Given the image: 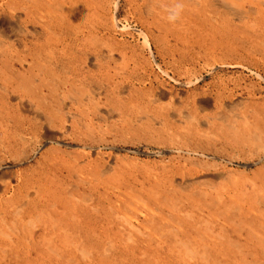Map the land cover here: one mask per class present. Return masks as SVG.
I'll return each instance as SVG.
<instances>
[{
	"label": "rangeland",
	"instance_id": "374dc122",
	"mask_svg": "<svg viewBox=\"0 0 264 264\" xmlns=\"http://www.w3.org/2000/svg\"><path fill=\"white\" fill-rule=\"evenodd\" d=\"M51 1H53L52 6H50L52 10L51 18H47L48 21L43 24L38 22L35 25L36 30L41 31V34L36 35L35 46L33 47L36 60H34L31 94L33 111H24L25 105L28 108L27 102L24 101V107L21 105V109V106H16L17 98L15 101L10 100L0 91V95L2 94L0 96V121H4V125L0 127V137L2 136L0 138V217L6 216L5 222H0V230L1 237L6 242L3 248H7V255L10 254L12 248L8 243L10 241L8 237L15 238L18 236L14 241H17L19 237L20 241L24 239L21 233L24 222V224L32 222L31 227L33 228L36 225H43L46 221L47 226L51 228L47 237V245L50 248L49 253L52 255V257L50 256L52 259L50 264H61L62 262V264H101V262L102 264L103 262L104 264H158L159 260L160 263L164 262L163 264H178L179 262L181 264H255V262H257L256 264H264V253H262L264 242L259 244L260 240H264V206H262L264 205V45L262 44L264 37H257V40H259L258 45L254 42V44L241 43L244 36L242 32L234 31L231 28H217L218 25L215 22H207L208 20L195 21L192 19L188 27H196L194 29L189 28V31L185 30L187 26L180 29L177 27V23L172 28L171 25H175V23L168 25L171 21L167 17L161 16L163 10L158 11L159 7H152L151 10L150 5H152L153 0H141L142 4L140 0H73L75 4L79 3L80 5L76 4L74 12L71 13L68 11L69 6H71L70 0ZM54 3L57 5L54 6ZM143 7L145 8L143 9ZM22 12L24 13L23 10ZM58 13H62L61 17ZM5 15L9 16L10 14L0 13V26L2 25L1 19ZM162 17L165 22L161 19ZM58 20L59 22H57ZM53 22L54 24H52ZM159 22L160 24H158ZM211 23H214V25ZM49 24H52L54 28ZM77 31H80V37L77 34L79 38L74 35ZM193 31H196L194 35ZM168 32L172 34H168ZM197 32L198 36L201 35L200 38L196 36ZM53 33L55 34L53 35ZM68 33H71L68 41H71V39L79 40L80 43H76L77 45L80 44V53L79 55L72 54L73 56L70 59L72 61L67 60L64 70L60 68L61 66L58 68L53 59L49 57L50 60H47V58L51 55L49 53L52 48L57 49L53 56L60 54L63 45L62 43H56L62 41L58 35L64 34V37H66ZM144 35H147L150 46L145 43ZM204 36L207 40H204ZM46 39H49V43ZM50 40L56 42L52 41L54 44H50ZM65 44L67 45V43ZM76 48L78 49L79 46ZM70 51L71 49H68L69 54ZM16 68L19 71L22 70L21 65H17ZM76 68H83L80 77L78 72L75 75L73 74ZM70 69H73V71H70ZM88 70L91 71L89 72L91 75H89ZM11 74L12 70L8 65L5 67L0 66V82L2 84L3 82L8 83L4 80L12 76L15 81L16 94H25L24 89L17 87L19 82L22 83V77ZM84 78H87V80H83ZM2 97H4V104ZM152 97L154 100H151ZM9 100L14 105H11V115L6 116L4 111ZM37 107L40 110L39 113H37ZM56 109L61 112L59 113ZM107 109L109 112H107ZM197 111L200 112V115ZM41 113L44 119L38 116ZM188 115L195 122L187 119ZM26 116L34 117L31 118L34 119V123L36 122L34 127L38 131L34 130L32 136L29 135L30 138L27 136L28 142L23 141L22 138L20 141H16L18 128H20L23 118ZM202 121L203 123H201ZM186 122L189 123L186 124ZM190 122L195 124L193 125ZM173 129L179 130L174 131ZM215 130H218V133ZM212 131L215 132L214 135ZM190 132L191 134H189ZM194 134L201 135L195 137ZM206 134L211 135V137ZM215 135H219L223 139L219 136L215 137ZM5 137L8 138V142L11 141L9 143L13 146L2 145V140ZM195 139L198 140V143ZM8 142L7 144H9ZM228 144L229 146H227ZM230 144L232 145L230 146ZM210 150L218 153H211ZM181 157H184V159ZM241 174L243 177H241ZM157 178L159 182L156 181ZM81 179L84 181H81ZM165 179L169 181V184ZM195 179L198 183L195 182ZM184 182L187 183L188 188H186ZM208 188L211 190L215 188L217 192L215 189L211 191ZM83 193L85 196H82ZM149 196L152 197L149 198ZM73 198L77 200L75 201ZM174 201L175 203H173ZM162 202L164 203L162 204ZM180 205L183 207H180ZM64 206L65 208H63ZM261 208L262 210H260ZM24 209L25 212L29 213L25 219L20 216ZM253 211H257L258 214ZM260 211L263 213H260ZM186 213L190 215V218ZM225 213L228 215L226 216ZM233 215H236L237 218ZM245 215L247 217H242ZM258 216H263V218ZM185 217L189 219H183ZM201 218H203V221ZM195 219H198V221ZM246 219L248 222L245 221ZM182 222L183 224H181ZM254 222L256 226H254ZM196 223H198L197 226ZM158 224H161L162 228ZM171 227L175 229H171ZM113 229H117V233L112 232L115 231ZM250 229L253 234H250ZM40 232L43 234L42 230ZM59 232L60 236H58ZM168 232L170 234H167ZM252 235L255 239H259L255 240ZM70 237L73 240L76 238L75 242L73 240L71 242ZM66 238L68 239L66 240ZM23 241L26 242L25 239ZM153 241H156V243ZM189 244L193 247H190ZM33 245L38 246L39 244L34 243ZM57 246L61 250L57 249ZM129 246L131 247L129 248ZM85 247L86 249H84ZM107 250H111L112 253ZM195 252L196 254H194ZM208 254L212 256L210 257ZM247 254H250V257ZM56 256L57 260L55 259ZM234 256L237 257L234 258ZM200 260L203 262H200ZM34 264H39V262H34Z\"/></svg>",
	"mask_w": 264,
	"mask_h": 264
},
{
	"label": "bare ground",
	"instance_id": "6f19581e",
	"mask_svg": "<svg viewBox=\"0 0 264 264\" xmlns=\"http://www.w3.org/2000/svg\"><path fill=\"white\" fill-rule=\"evenodd\" d=\"M56 1V0H55ZM139 1V0H138ZM149 1V0H148ZM151 1V0H150ZM66 3H67V1H65ZM69 3L71 4V6H69V9H68V11H69V13H71L73 10H74V7L76 6V4H78V6L80 5L79 3H74V1L73 0H70L69 1ZM140 3H141V0H140ZM52 4H53V1H51V0H0V13H8V14H10L9 16L8 15H5L4 16V18L3 19H1V23H2V25L0 26V66H2V67H5L6 65H8L9 67H10V69L12 70V74L11 75H14V76H16V77H19V76H21L22 77V83H18V85H17V87L19 88V89H24V92H25V94H16V88L14 87L15 86V81L13 80V77L12 76H10L9 78H6L4 81H8V83H4L3 82V84L0 82V91H2L3 92V94L5 95V97H7L8 99H10V100H16V98H17V104H16V106H21V105H23V107H24V101L25 102H27L28 103V108H27V106L25 105V107H24V111H27V112H31V111H33L32 110V108H33V102H32V100H31V94H32V79H33V76H34V64H35V55H34V53H33V47L35 46V40H36V35H40L41 34V31L39 32V31H37L36 30V27H35V25L38 23V22H40V23H45V22H47L48 20H47V18L49 19V18H51V14H52V10H51V8H50V6H52ZM55 4V3H54ZM60 4V3H59ZM142 4V3H141ZM140 4V5H141ZM151 4L152 5H150V7H151V10H152V7H154V8H157V7H159V10L158 11H160V10H163V13H161V16H163V17H167L168 18V20L169 21H171V23L170 24H168V25H171V24H174L175 23V25H171V27L172 26H176V23H177V27H179L180 29H184V27L186 28V26H187V29H185V30H188L189 31V28H191V27H188L189 26V23H190V21L193 19V20H201V21H207V22H210V21H213V22H215V24L216 25H218V26H216L217 28H221V29H225V28H231L232 30H234V31H237V32H242L243 34H244V36H243V39L241 40V43H245V44H252L253 42L256 44L257 43V45H258V41L259 40H257V37H264V0H153L152 2H151ZM57 4H55L54 6H56ZM63 5V4H62ZM62 5H61V7H62ZM147 6V5H146ZM149 6V5H148ZM86 7V6H85ZM118 7V6H117ZM140 7V6H139ZM81 8V7H80ZM79 8V9H80ZM145 7H143V9H144ZM153 8V9H154ZM57 9V8H56ZM86 9V8H85ZM22 10L24 11V13L22 12ZM58 10V9H57ZM61 10V9H60ZM64 10V9H63ZM81 10V9H80ZM145 10H147V9H145ZM78 11V10H77ZM144 11V10H143ZM56 12V11H55ZM66 12V11H65ZM74 12V11H73ZM80 12V11H79ZM156 12V11H155ZM68 13V12H67ZM144 13V12H143ZM55 14V13H54ZM59 14V13H58ZM62 14V13H61ZM61 14H59L60 15V17H61ZM75 14V13H74ZM78 14V13H77ZM86 14V13H85ZM65 15V14H64ZM68 15V14H67ZM76 15V14H75ZM79 15H80V13H79ZM78 15V18L80 17ZM144 15V14H143ZM131 16V15H130ZM149 16V15H148ZM147 16V17H148ZM158 16V15H157ZM160 16V17H161ZM63 17V16H62ZM82 17V16H81ZM146 17V18H147ZM151 17V16H150ZM163 17L161 18L162 20H163ZM53 19H54V17H52ZM57 18V17H56ZM59 18V17H58ZM149 18V17H148ZM60 19V18H59ZM62 19V18H61ZM65 19V18H64ZM63 19V20H64ZM86 19V18H85ZM66 20V19H65ZM78 20V19H77ZM152 20V19H151ZM51 21V20H50ZM49 21V22H50ZM75 21V20H74ZM85 21V20H84ZM156 21V20H155ZM155 21H154V23H155ZM164 22H165V19L163 20ZM52 22V21H51ZM55 22V21H54ZM54 22L52 23V24H54ZM57 22H59V20L57 21ZM73 22V21H72ZM76 22V21H75ZM80 22H81V19H80ZM156 22H158V21H156ZM162 22V21H161ZM174 22V23H173ZM200 22V21H199ZM199 22H196V23H199ZM56 23V22H55ZM70 23V22H69ZM79 23V22H78ZM168 23V22H167ZM52 24H49V26H52ZM58 24H60V23H58ZM71 24V23H70ZM69 24V25H70ZM76 24V23H75ZM152 24V23H151ZM156 25H157V23H155ZM158 24H160V22L158 23ZM193 24V23H192ZM211 24H213L214 25V23H211ZM229 24H230V27H229ZM56 25V24H55ZM197 25V24H196ZM201 25V24H200ZM199 25V26H200ZM79 26V25H78ZM162 26H163V24H162ZM209 26H210V24H209ZM45 27V26H44ZM44 27H43V30H44ZM53 28H54V26H52ZM57 27V26H56ZM157 27V26H156ZM169 27V26H168ZM196 26H193V28H191V29H194ZM203 27V26H202ZM206 27V26H205ZM211 27H212V25H211ZM51 28V27H50ZM52 28V29H53ZM150 28H151V26H150ZM161 28V27H160ZM170 28V27H169ZM173 28V27H172ZM171 28V29H172ZM198 28V27H197ZM201 28V27H200ZM51 29V30H52ZM99 29V28H98ZM170 29V30H171ZM176 29V28H175ZM203 29V28H202ZM42 30V29H41ZM48 30V29H47ZM54 30V29H53ZM73 30V29H72ZM80 30V29H79ZM82 30V29H81ZM151 30V29H150ZM174 30V29H173ZM196 30V29H195ZM216 30V29H215ZM220 30V29H219ZM49 31V30H48ZM57 31V30H56ZM56 31H53V32H56ZM88 31V30H87ZM97 31V30H96ZM100 31V30H99ZM165 31V30H164ZM182 32H184L183 30H181ZM201 31H203V30H201ZM207 31V30H206ZM211 31H213V30H211ZM218 31V30H217ZM61 32V31H60ZM60 32H58L59 34H60ZM75 32V31H74ZM105 32V31H104ZM194 33H193V35L195 34V32L196 31H193ZM200 32V31H199ZM208 32H210V31H208ZM51 33V32H50ZM172 33H173V31H172ZM172 33H170V32H168V34H172ZM185 33H187V32H185ZM189 33V32H188ZM190 33H192V32H190ZM211 33V32H210ZM210 33H208V34H210ZM214 33V32H213ZM218 33V32H217ZM223 33V32H222ZM55 33H53V35H54ZM70 34L71 33H68L67 34V36L66 37H64L65 35L64 34H61V35H58L59 36V39L61 38L62 39V41L60 40V41H54V40H50V44L51 43H53L52 41H54V43L56 42L57 44H59V43H62V45H63V49H62V51H60V54L58 53L57 55H55V56H53L55 53H56V50L57 49H54V48H52L51 49V52L49 53V54H51L50 56H48V58H47V60L49 59V57L51 58V59H53L55 62H56V66L59 68L60 66V68L61 69H64L65 70V67H66V65H65V63L67 64V60H70L71 58H72V54H74V55H79V53H80V44H78L77 45V43L76 42H78V43H80L79 42V40L78 39H71V41H68V37L70 36ZM77 34H79L78 36L80 37V31H77L74 35L76 36V38H79L78 36H77ZM145 34V33H144ZM202 34H204V33H202ZM219 34V33H218ZM44 35H46V34H44ZM211 35V34H210ZM239 35V34H238ZM47 36H48V34H47ZM49 36H51V35H49ZM92 36V35H91ZM147 35H144V39H145V43L148 45V46H150V44H149V42H148V39H147V37H146ZM167 36V35H166ZM184 36H186V35H184ZM190 36V35H189ZM196 36H198V32H197V35ZM209 36V35H208ZM208 36H206V37H208ZM98 37V36H97ZM180 37V36H179ZM183 37V36H182ZM195 37V36H194ZM194 37H192L193 38V41H195L194 40ZM199 38L201 37V35L199 34V36H198ZM203 37V36H202ZM43 38V37H42ZM45 38H47V37H45ZM64 38V39H63ZM71 38V37H70ZM166 38V37H165ZM184 38V37H183ZM199 38H197V39H199ZM209 38V37H208ZM50 39V38H49ZM48 39V40H49ZM90 39V38H89ZM92 39V38H91ZM182 39V38H181ZM190 39H191V37H190ZM196 39V40H197ZM262 39V38H261ZM42 40V39H41ZM44 40V39H43ZM47 40V39H46ZM47 40V43H49V41ZM96 40V39H95ZM152 40V39H151ZM167 40V39H166ZM204 40H207V39H205V36H204ZM263 40V39H262ZM192 41V40H191ZM199 41V40H198ZM222 41V40H221ZM197 42V41H196ZM200 42V41H199ZM261 42V41H260ZM53 43V44H54ZM65 43H67V45L65 44ZM190 43V42H189ZM192 43V42H191ZM253 43V44H254ZM49 44V46H51ZM98 44V43H97ZM193 44V43H192ZM261 44V43H260ZM262 44L264 45V40H263V42H262ZM261 44V45H262ZM56 45V44H55ZM77 46H79V48L77 49L76 47ZM76 48V49H75ZM45 49V48H44ZM68 49H71V51H70V54L68 53ZM73 50H75L74 52H72ZM36 51V50H35ZM48 51V50H47ZM151 51V50H150ZM88 53H89V51H88ZM112 53V52H111ZM102 55H104L103 53H102ZM114 56V55H113ZM92 57V56H91ZM99 57V56H98ZM97 57V58H98ZM102 57V56H101ZM104 57V56H103ZM102 57V58H103ZM109 57V56H108ZM112 57V56H111ZM100 58V57H99ZM105 58V57H104ZM106 59V58H105ZM112 59V58H111ZM114 59V58H113ZM35 60V61H34ZM50 60V59H49ZM249 60V59H248ZM72 60H70V62H71ZM91 61V60H90ZM94 61V60H93ZM92 61V62H93ZM95 62H96V60H95ZM88 63H89V61H88ZM46 64V63H45ZM87 64V63H86ZM92 64V63H91ZM218 64V63H217ZM17 65H21V69L22 70H17V68H16V66ZM94 65V64H93ZM36 66V65H35ZM80 66V65H79ZM94 66H96V65H94ZM210 66V65H209ZM221 66V65H220ZM82 67V66H81ZM27 68V69H26ZM49 68V67H48ZM55 68V67H54ZM84 68V67H83ZM83 68H76V70L73 72V74L75 75V73H77L78 72V74H79V77H80V72L82 71V69ZM36 69V68H35ZM50 69V68H49ZM216 70V69H215ZM70 71H73V69L71 70L70 69ZM104 71H105V69H104ZM89 72H91L90 70H88V73ZM114 72H118V71H114ZM113 72V73H114ZM120 72V71H119ZM94 73V72H93ZM121 73V72H120ZM39 74V73H38ZM71 74H72V72H71ZM95 74V73H94ZM10 75V74H9ZM8 75V76H9ZM89 75H91L90 73H89ZM7 76V77H8ZM41 76V75H40ZM119 76V75H118ZM71 77V76H70ZM121 77V76H120ZM72 78V77H71ZM101 78V77H100ZM88 79H91V78H88ZM83 80H87V78H84ZM197 80V79H196ZM90 81V80H89ZM36 82V81H35ZM86 82V81H85ZM100 82V81H99ZM54 83V82H53ZM193 83V82H192ZM84 84H87V83H84ZM90 84V83H89ZM187 84V83H186ZM123 85V84H122ZM57 87V86H56ZM120 87V86H119ZM93 88H95V87H93ZM117 88V87H116ZM19 89H18V91H19ZM76 90V89H75ZM96 90V89H95ZM131 90V89H130ZM161 90V89H160ZM89 91V90H88ZM126 92H127V90H125ZM124 91V92H125ZM73 92V91H72ZM124 92H121V93H124ZM126 92H125V95H126ZM94 93V92H93ZM112 93V92H111ZM120 93V94H121ZM116 94V93H115ZM2 95V94H1ZM0 95V96H1ZM93 95H96V94H93ZM118 95V94H117ZM108 96V95H107ZM58 97V96H57ZM116 97V96H115ZM133 97V96H132ZM153 98V97H152ZM2 99H3V104H4V97H2ZM10 100H9V102L7 103V106H6V110L4 111V113H5V115L6 116H8L10 113H11V108H12V106L11 105H14V104H11V102H10ZM45 100V99H44ZM86 100V99H85ZM94 100V99H93ZM96 100V99H95ZM151 100H154V98L153 99H151ZM158 100V99H157ZM65 101V100H64ZM89 101V100H88ZM6 102H7V99H6ZM51 102V101H50ZM86 102V101H85ZM132 102V101H131ZM142 102V101H141ZM158 103V102H157ZM240 103V102H239ZM2 104V105H3ZM6 104V103H5ZM130 104H132V103H130ZM134 104V103H133ZM139 104V103H138ZM153 104V103H152ZM159 104V103H158ZM161 104V103H160ZM224 104V103H223ZM1 105V104H0ZM61 105H62V103H61ZM144 105V104H143ZM135 106V105H134ZM160 106V105H159ZM162 106H164V105H162ZM169 106V105H168ZM14 107V106H13ZM139 107V106H138ZM164 108V107H163ZM172 108V107H171ZM185 108V107H184ZM223 108V107H222ZM21 109H22V106H21ZM37 109H38V107H37ZM112 109V108H111ZM218 109V108H217ZM56 110H58V112H59V109H56ZM157 110V109H156ZM173 110V109H172ZM175 110V109H174ZM173 110V111H174ZM186 110V109H185ZM197 110H198V108H197ZM220 110V109H219ZM18 112H19V110H17ZM20 111H22V110H20ZM36 111V110H35ZM165 111H167V110H165ZM180 112H181V110H179ZM178 111V112H179ZM186 111H188V110H186ZM195 111V110H194ZM239 111V110H238ZM16 112V111H15ZM40 112V110L38 109V112L37 113H39ZM61 112V111H60ZM59 112V113H60ZM107 112H109L108 111V109H107ZM158 112V111H157ZM190 112V111H189ZM197 112H199V111H197ZM188 113V112H187ZM203 113V112H202ZM240 113V112H239ZM3 114V113H2ZM33 114H34V112H33ZM32 114V115H33ZM170 114H172V113H170ZM174 114V113H173ZM192 114H193V112H192ZM191 114V115H192ZM195 114V113H194ZM216 114V113H215ZM11 115V114H10ZM26 115V114H25ZM36 115V114H35ZM38 115V114H37ZM44 115H45V113H44ZM71 115V114H70ZM179 115V114H178ZM196 115V114H195ZM199 115H200V112H199ZM217 115V114H216ZM216 115H215V117H216ZM221 115H222V112H221ZM3 116V115H2ZM38 116H40V117H42L43 115H42V113L40 114V115H38ZM77 116V115H76ZM98 116V115H97ZM159 116V115H158ZM168 116V115H167ZM185 116V115H184ZM189 116V115H188ZM214 116V115H213ZM223 116V115H222ZM21 117H22V115H21ZM31 117H33V116H26L25 118H23V122H22V125L20 126V128H18V131H17V139H16V141H20V139L22 138V140L23 141H26V142H28L29 141V139H28V137L27 136H29V135H31L32 133H33V131L34 130H37L34 126H35V123H34V119H32ZM44 117V116H43ZM42 117V118H43ZM67 117V116H66ZM68 117H71V116H68ZM73 117V116H72ZM75 117V116H74ZM145 117V116H144ZM150 117V116H149ZM160 117V116H159ZM166 117V116H165ZM204 117V116H203ZM202 117V119H204ZM34 118V117H33ZM49 118V117H48ZM101 118V117H100ZM151 118V117H150ZM176 119H177V117H175ZM182 118H183V116H182ZM195 118V117H194ZM198 118V117H197ZM201 118V117H200ZM252 118V117H251ZM44 119V118H43ZM137 119H139L138 117H137ZM142 119V118H141ZM145 119V118H144ZM187 119H189V120H193L194 122H195V120L192 118L191 119V117L189 116V117H187ZM210 119V118H209ZM48 120V119H47ZM52 120V119H51ZM68 120V119H67ZM165 120H167V119H165ZM170 120V119H169ZM168 120V121H169ZM186 120V119H185ZM188 120V121H189ZM197 120V119H196ZM221 120V119H220ZM162 121V120H161ZM177 121V120H176ZM226 121V120H225ZM48 122V121H47ZM207 122V121H206ZM213 122V121H212ZM228 122H229V120H228ZM10 123V122H9ZM12 123V122H11ZM164 123V122H163ZM189 123V122H188ZM187 122H186V124H188ZM190 123H192V122H190ZM201 123H203V121L201 122ZM40 124H41V122H40ZM67 124V123H66ZM140 124V123H139ZM184 124V123H183ZM193 124V123H192ZM195 124V123H194ZM193 124V125H194ZM197 124H199V123H197ZM208 124V123H207ZM4 125V121H0V127H2ZM42 125V124H41ZM41 125H40V127H41ZM209 125V124H208ZM212 126H213V124H211ZM236 125V124H235ZM37 126V125H36ZM161 126V125H160ZM171 126H172V124H171ZM187 126V125H186ZM190 126V125H189ZM199 126V125H198ZM229 126V125H228ZM38 128H39V126H37ZM48 127V126H47ZM68 127V126H67ZM66 127V128H67ZM169 127V126H168ZM175 127V126H174ZM181 127V126H180ZM185 127V126H184ZM191 127H193L192 125H191ZM190 127V128H191ZM195 127V126H194ZM214 127V126H213ZM229 127H231V126H229ZM69 128V127H68ZM170 128V127H169ZM177 128V127H176ZM179 128V127H178ZM182 128V127H181ZM40 129V128H39ZM46 129V128H45ZM50 129V128H49ZM48 129V130H49ZM193 129V128H192ZM195 129V128H194ZM201 129V128H200ZM235 129H236V127H235ZM259 129V128H258ZM174 130V129H173ZM175 130H177V129H175ZM174 130V131H175ZM179 130V129H178ZM177 130V131H178ZM181 131H182V129H180ZM186 130V129H185ZM185 130H184V132H185ZM208 130H210V129H208ZM214 130V129H213ZM252 130V129H251ZM38 131V130H37ZM37 131H35V132H37ZM51 131V130H50ZM58 131V130H57ZM168 131V130H167ZM216 131V130H215ZM236 131V130H235ZM263 130L261 129V132H262ZM5 132H7V131H5ZM143 132V131H142ZM192 132V131H191ZM191 132L189 133V134H191ZM195 132V131H194ZM201 132V131H200ZM213 132V131H212ZM217 133H218V130L216 131ZM237 132H238V130H237ZM260 132V133H261ZM264 132V131H263ZM64 133H65V131H64ZM147 133V132H146ZM196 133H198V132H196ZM208 133V132H207ZM209 133H211V132H209ZM214 133L215 132H213V135H214ZM231 133H233V132H231ZM231 133H229V134H231ZM248 133H250V132H248ZM252 133V132H251ZM257 133V132H256ZM35 134V133H34ZM212 134V133H211ZM220 134V133H219ZM259 134V133H258ZM257 134V135H258ZM52 135H54V134H52ZM62 135V134H61ZM153 135V134H152ZM168 135V134H167ZM186 135V134H185ZM194 135H196V134H194ZM198 135H201V134H198ZM198 135H196L195 137H197ZM207 135V134H206ZM242 135V134H241ZM13 136V135H12ZM32 136V135H31ZM202 136H204L203 134H202ZM207 136H209V134L207 135ZM218 137L219 135H215V137ZM256 136V135H255ZM2 137V136H1ZM0 137V138H1ZM15 137V136H14ZM13 137V138H14ZM34 137V136H33ZM194 137V136H193ZM194 137V138H195ZM200 137V136H199ZM209 137H211V135L209 136ZM215 137H214V139H215ZM220 137V136H219ZM224 137V136H223ZM243 137V136H242ZM260 137V136H259ZM29 138H30V136H29ZM87 138V137H86ZM173 138V137H172ZM176 138V137H175ZM180 138V137H179ZM185 138V137H184ZM221 138V137H220ZM236 138V137H235ZM254 138H256V137H254ZM90 139H92V138H90ZM177 139V138H176ZM197 139H199V138H197ZM206 140H207V138H205ZM204 139V140H205ZM218 139V138H217ZM216 139V140H217ZM221 139H223V138H221ZM233 139V138H232ZM257 139V138H256ZM261 139V138H260ZM21 140V141H22ZM80 140V139H79ZM89 140V139H88ZM94 140V139H93ZM164 140V139H163ZM171 140V139H170ZM183 140V139H182ZM205 140V142H207ZM228 140V139H227ZM226 140V141H227ZM263 140H264V138H263ZM31 141V140H30ZM82 141V140H81ZM175 141V140H174ZM173 141V142H174ZM184 141V140H183ZM190 141V140H189ZM195 141H197V143H198V140H196L195 139ZM195 141H194V145H195ZM211 141V140H210ZM222 141V140H221ZM224 141V140H223ZM256 141H258V140H256ZM259 141H261V140H259ZM7 142H8V138L7 137H5L3 140H2V145H8V147H10V143L9 142H11V141H9L8 143L9 144H7ZM57 142V141H56ZM84 142V141H83ZM166 142H167V140H166ZM180 142V141H179ZM200 142V141H199ZM215 142V141H214ZM219 142H220V140H219ZM228 143H230L229 141H227ZM29 143H31V142H29ZM61 143V142H60ZM168 143V142H167ZM178 143V142H177ZM184 143H185V141H184ZM183 143V144H184ZM193 143V142H192ZM204 143V142H203ZM208 143H211V142H208ZM57 144V143H56ZM173 144V143H172ZM190 144V143H189ZM32 145V144H31ZM64 145V144H63ZM67 145H69V144H67ZM89 146H90V144H88ZM87 145V146H88ZM99 145V144H98ZM191 145V144H190ZM211 145V144H210ZM221 145V144H220ZM224 145H226V143H224ZM232 144H230V146H231ZM11 146H13V145H11ZM87 146H85L86 148H87ZM179 146H180V144H179ZM184 146H186V145H184ZM188 146V145H187ZM192 146H193V144H192ZM191 146V147H192ZM198 146V145H197ZM214 146V145H213ZM227 146H229V144L227 145ZM234 146V145H233ZM232 146V147H233ZM4 147V146H3ZM84 147V146H83ZM91 147V146H90ZM177 147V146H176ZM181 147V146H180ZM190 147V148H191ZM208 147V146H207ZM220 147V146H219ZM226 147V146H225ZM14 148V147H13ZM25 148V147H24ZM60 148V147H59ZM89 148V147H88ZM196 148V147H195ZM7 149H9V148H7ZM81 149V148H80ZM90 149V148H89ZM93 149V148H92ZM172 150H173V148H171ZM180 149V148H179ZM216 149V148H215ZM218 149V148H217ZM231 149V148H230ZM14 150V149H13ZM18 150V149H17ZM66 150V149H65ZM196 150H197V148H196ZM212 150V149H211ZM211 150H210V152H211ZM241 150V149H240ZM9 152H11L10 150H8ZM83 151H85V150H83ZM20 152V151H19ZM89 152V151H88ZM91 152H92V150H91ZM96 152V151H95ZM171 152V151H170ZM179 152V151H178ZM177 152V153H178ZM186 152V151H185ZM190 152H192V151H190ZM213 152H215L216 153V151H213ZM213 152H211V153H213ZM13 153V152H12ZM16 153V152H15ZM53 153V152H52ZM85 153V152H84ZM183 153V152H182ZM218 153V152H217ZM216 153V154H217ZM240 153V152H239ZM10 154V153H9ZM36 154V153H35ZM88 154V153H87ZM179 154H180V152H179ZM208 154H209V152H208ZM207 154V155H208ZM26 155V154H25ZM93 155V154H92ZM182 155V154H181ZM201 155V154H200ZM220 155V154H219ZM98 156V155H97ZM14 157V156H13ZM187 157V156H186ZM208 157V156H207ZM27 158V157H26ZM181 158H183L184 159V157H181ZM211 158V157H210ZM213 158V157H212ZM217 158V157H216ZM220 158V157H219ZM240 158V157H239ZM241 158H242V156H241ZM249 158V157H248ZM187 159V158H186ZM192 159V158H191ZM214 159H215V157H214ZM218 159V158H217ZM257 159V158H256ZM12 160V159H11ZM13 160H15V159H13ZM86 160V159H85ZM193 160V159H192ZM245 160V159H244ZM243 160V161H244ZM261 160V159H260ZM1 161V160H0ZM3 161V160H2ZM17 161H18V159H17ZM77 161V160H76ZM186 161H188V160H186ZM262 161V160H261ZM5 162V161H4ZM254 162V161H253ZM252 162V163H253ZM17 163V162H16ZM80 163V162H79ZM179 163V162H178ZM248 163V162H247ZM20 164V163H19ZM23 164V163H22ZM206 164H208V163H206ZM249 164V163H248ZM254 164V163H253ZM178 165V164H177ZM257 165V164H256ZM218 166V165H217ZM242 166V165H241ZM173 167V166H172ZM194 167V166H193ZM249 167V166H248ZM208 168V167H207ZM211 168V167H210ZM179 169V168H178ZM177 169V170H178ZM183 170H184V168H182ZM181 169V170H182ZM189 169V168H188ZM246 169V168H245ZM34 170V169H33ZM102 170V169H101ZM106 170V169H105ZM176 170V169H175ZM193 170V169H192ZM195 170V169H194ZM224 170V169H223ZM235 170V169H234ZM252 170V169H251ZM103 171V170H102ZM102 171H101V173H102ZM186 171H187V168H186ZM198 171H199V169H198ZM228 171V170H227ZM226 171V172H227ZM237 171V170H236ZM87 172V171H86ZM183 172V171H182ZM189 172V171H188ZM223 172V171H222ZM231 172V171H230ZM233 172V171H232ZM231 172V173H232ZM242 172V171H241ZM79 173H81V172H79ZM172 173V172H171ZM180 173V172H179ZM191 173H192V171H191ZM199 173V172H198ZM230 173V174H231ZM246 173V172H245ZM256 173V172H255ZM177 174V173H176ZM186 174V173H185ZM189 174H190V172H189ZM236 174H238V173H236ZM242 174H244V173H242ZM241 174V177H243V175ZM165 175H167V174H165ZM169 175H173V174H169ZM183 175V174H182ZM181 175V176H182ZM199 175V174H198ZM197 175V176H198ZM204 175V174H203ZM202 175V176H203ZM219 175V174H218ZM217 175V176H218ZM221 175H224V174H221ZM250 175V174H249ZM33 176V175H32ZM74 176V175H73ZM75 176H76V174H75ZM83 176V175H82ZM186 176V175H185ZM195 176V175H194ZM193 176V177H194ZM200 176V175H199ZM188 177V176H187ZM196 177V176H195ZM210 177V176H209ZM209 177H208V179H209ZM77 178H79V177H77ZM174 178V177H173ZM189 178V177H188ZM210 178H212V177H210ZM231 178V177H230ZM235 178V177H234ZM251 178H252V176H251ZM161 179V178H160ZM166 179H168L167 177H166ZM165 179V180H166ZM179 179H180V177H179ZM182 179V178H181ZM186 180H187V178H185ZM192 180H193V178H191ZM219 179V178H218ZM241 179H243V178H241ZM248 179H249V177H248ZM12 180V179H11ZM158 180V178L156 179V181ZM161 180H163V179H161ZM175 180V179H174ZM211 180V179H210ZM209 180V181H210ZM214 180V179H213ZM217 180V179H216ZM223 180H226V179H223ZM229 180V179H228ZM81 181H84L83 179H81ZM86 181V180H85ZM164 181V180H163ZM166 181H168V180H166ZM189 181H190V179H189ZM204 181V180H203ZM206 181V180H205ZM208 181V182H209ZM246 181V180H245ZM87 182V181H86ZM95 182H97V181H95ZM157 182H159V181H157ZM172 182H174V181H172ZM195 182H197L198 183V181L195 179ZM194 182V183H195ZM200 182H201V180H200ZM199 182V183H200ZM214 182V181H213ZM212 182V183H213ZM255 182V181H254ZM261 182V181H260ZM85 183V182H84ZM88 183V182H87ZM107 183V182H106ZM182 183V182H181ZM184 183H186V182H184ZM215 183V182H214ZM229 183V182H228ZM262 183V182H261ZM155 184V183H154ZM160 184H162V183H160ZM164 184V183H163ZM168 184H169V181H168ZM176 184V183H175ZM203 184V183H202ZM226 184V183H225ZM245 184V183H244ZM254 184V183H253ZM260 184V183H259ZM153 185V184H152ZM179 185H181L180 183H179ZM210 185H212V184H210ZM215 185V184H214ZM255 185V184H254ZM253 185V186H254ZM168 186V185H167ZM184 186V185H183ZM182 186V187H183ZM218 186V185H217ZM250 186V185H249ZM162 187H164V185H162ZM166 187V186H165ZM177 187H180V186H177ZM191 187H193L192 185H191ZM210 187V186H209ZM186 188H188V185H187V183H186ZM195 188V187H194ZM204 188V187H203ZM211 188H213V187H211ZM230 188H232V187H230ZM255 188H256V186H255ZM259 188V187H258ZM23 189V188H22ZM78 189V188H77ZM119 189V188H118ZM160 189V188H159ZM167 189V188H166ZM181 189V188H180ZM192 189V188H191ZM208 189H210V188H208ZM215 189V188H214ZM214 189H212L213 191H214ZM220 189H221V187H220ZM260 189V188H259ZM258 189V190H259ZM264 189V188H263ZM263 189H262V191H263ZM153 190V189H152ZM152 190H151V192H152ZM155 190V189H154ZM178 190H179V188H178ZM190 190V189H189ZM188 190V191H189ZM211 190V189H210ZM211 190V191H212ZM242 190V189H241ZM173 191H175L174 189H173ZM207 191V190H206ZM205 191V192H206ZM215 191H216V189H215ZM220 191V190H219ZM218 191V192H219ZM222 191H224V190H222ZM229 191V190H228ZM260 191V190H259ZM83 192V191H82ZM109 192V191H108ZM129 192V191H128ZM147 192V191H146ZM167 192V191H166ZM185 192V191H184ZM208 192V191H207ZM217 192V191H216ZM261 192V191H260ZM13 193V192H12ZM143 193V192H142ZM155 193V192H154ZM172 193V192H171ZM186 193H188V192H186ZM213 193V192H212ZM239 193H240V191H239ZM243 193V192H242ZM252 193V192H251ZM254 193H256V192H254ZM262 193V192H261ZM153 194V193H152ZM161 194V193H160ZM169 194V193H168ZM203 194V193H202ZM52 195H53V192H52ZM84 195V193L82 194V196ZM87 195V194H86ZM167 195V194H166ZM176 195V194H175ZM184 195H187V194H184ZM194 195V194H193ZM193 195H191L192 197H193ZM196 195V194H195ZM209 195V194H208ZM216 195V194H215ZM247 195V194H246ZM8 196V195H7ZM69 196V195H68ZM85 196V195H84ZM141 196V195H140ZM161 196V195H160ZM173 196V195H172ZM258 196V195H257ZM90 197V196H89ZM150 197H152V196H149V198ZM162 197V196H161ZM169 197V196H168ZM179 197V196H178ZM205 197V196H204ZM207 197V196H206ZM232 197V196H231ZM234 197V196H233ZM232 197V198H233ZM72 198V197H71ZM82 198V197H81ZM123 198V197H122ZM137 198V197H136ZM170 198V197H169ZM174 198V197H173ZM179 198H181V197H179ZM187 198V197H186ZM191 198V197H190ZM196 198V197H195ZM208 198V197H207ZM216 198H218V197H216ZM220 198V197H219ZM249 198H250V196H249ZM74 199V198H73ZM87 199H88V197H87ZM94 199V198H93ZM96 199V198H95ZM94 199V200H95ZM153 200H154V198H152ZM160 199V198H159ZM192 199V198H191ZM209 199V198H208ZM210 199H212V198H210ZM227 199H229V198H227ZM263 199V198H262ZM75 201L77 200V199H74ZM89 200V199H88ZM93 200V201H94ZM139 200V199H138ZM141 200H142V198H141ZM147 200H148V198H147ZM161 200V199H160ZM168 200V199H167ZM193 200V199H192ZM212 200H214V199H212ZM211 200V201H212ZM222 200V199H221ZM225 200V199H224ZM81 201V200H80ZM189 201V200H188ZM195 201V200H194ZM199 201V200H198ZM230 201V200H229ZM240 201V200H239ZM83 203H85L84 201H82ZM87 202V201H86ZM144 202V201H143ZM180 202V201H179ZM224 202V201H223ZM227 202H228V200H227ZM242 202V201H241ZM5 203V202H4ZM88 203V202H87ZM154 203V202H153ZM164 202H162V204H163ZM168 203V202H167ZM167 203H166V206H167ZM173 203H175V201L173 202ZM187 203V202H186ZM190 203H191V201H190ZM196 203V202H195ZM201 203V202H200ZM212 203V202H211ZM221 203V202H220ZM86 204V203H85ZM142 204V203H141ZM147 204V203H146ZM178 204V203H177ZM176 204V205H177ZM201 204H203V203H201ZM213 204V203H212ZM216 204V203H215ZM218 204V203H217ZM234 204V203H233ZM245 204H247V203H245ZM264 204V203H263ZM138 205V204H137ZM158 205V204H157ZM204 205V204H203ZM219 205V204H218ZM231 205V204H230ZM230 205H229V208H230ZM260 205H262V204H260ZM54 206H56V205H54ZM151 206V205H150ZM163 206V205H162ZM182 205H180V207H181ZM207 206V205H206ZM240 206V205H239ZM262 206H264V205H262ZM92 207V206H91ZM134 206L132 205V208H133ZM146 208H147V206H145ZM158 207V206H157ZM179 207V208H180ZM183 207V206H182ZM186 207V206H185ZM191 207V206H190ZM194 207V206H193ZM196 207V206H195ZM194 207V208H195ZM202 207V206H201ZM203 207H205V206H203ZM208 207V206H207ZM223 207V206H222ZM63 208H65V206L63 207ZM70 208V207H69ZM106 208V207H105ZM136 208V207H135ZM141 208V207H140ZM149 208V207H148ZM151 208V207H150ZM235 208V207H234ZM20 209H22V207H20ZM46 209V208H45ZM99 209V208H98ZM112 209V208H111ZM125 209V208H124ZM142 209V208H141ZM186 209V208H185ZM199 209V208H198ZM206 209V208H205ZM208 209H210V207H208ZM224 209V208H223ZM263 209H264V207H263ZM53 210H54V208H53ZM109 210V209H108ZM113 210V209H112ZM136 210V209H135ZM158 210V209H157ZM170 210V209H169ZM173 210V209H172ZM227 210V209H226ZM230 210H231V208H230ZM259 210V209H258ZM260 210H262V208L260 209ZM16 211H17V209H16ZM15 211V212H16ZM19 211V210H18ZM22 211V210H21ZM66 211V210H65ZM95 211V210H94ZM106 211H107V209H106ZM110 211V210H109ZM114 211V210H113ZM125 211H126V209H125ZM164 211V210H163ZM200 211V210H199ZM207 211V210H206ZM220 211V210H219ZM239 211L240 212H242V210H240L239 209ZM85 212V211H84ZM92 212V211H91ZM90 212V213H91ZM97 212V211H96ZM95 212V213H96ZM136 212H138V211H136ZM140 212V211H139ZM178 212V211H177ZM194 212V211H193ZM224 212V211H223ZM236 212H238V211H236ZM246 212V211H245ZM253 212H256L257 213V211H253ZM19 213H20V211H19ZM19 213H18V215H19ZM71 213V212H70ZM93 213V212H92ZM156 213H158V212H156ZM159 213H161L160 211H159ZM173 213H176V212H173ZM195 213V212H194ZM215 213V212H214ZM213 213V214H214ZM222 213V212H221ZM239 213V212H238ZM260 213H263V212H261L260 211ZM2 214V213H1ZM17 214V213H16ZM41 214H42V212H41ZM97 214V213H96ZM162 214V213H161ZM216 214V213H215ZM229 214H230V211H229ZM243 214V213H242ZM241 214V215H242ZM246 214V213H245ZM252 214V213H251ZM258 214V213H257ZM14 215V214H13ZM18 215H16V216H18ZM29 215V213H27V212H25V209L22 211V213H21V217L22 218H27V216ZM50 215V214H49ZM143 215H145V214H143ZM157 215H159V214H157ZM180 215H181V213H180ZM186 215H189V214H187L186 213ZM197 215H199L198 213H197ZM225 215H226V213H225ZM228 215V214H227ZM226 215V216H227ZM236 215H237V213H236ZM235 215V216H236ZM260 215V214H259ZM8 216V215H7ZM121 216H123V215H121ZM161 216V215H160ZM168 216V215H167ZM204 216V215H203ZM217 216H218V213H217ZM234 216V215H233ZM232 216V217H233ZM234 216V217H235ZM255 216V215H254ZM5 217L6 216H4L3 218L2 217H0V222L1 223H4L5 222ZM19 217V216H18ZM36 217V216H35ZM50 217V216H49ZM67 217V216H66ZM105 217V216H104ZM118 217V216H117ZM133 217V216H132ZM151 217V216H150ZM183 217H184V215H183ZM192 217V216H191ZM220 217V216H219ZM234 217H233V220H234ZM239 218H240V216H238ZM242 217H247L246 215L245 216H242ZM252 217H253V215H252ZM258 217H260V216H258ZM262 218H263V216H261ZM260 217V218H261ZM14 218V217H13ZM106 218V217H105ZM119 218V217H118ZM168 218H169V216H168ZM175 218V217H174ZM189 219L190 218V215H189V218L188 217H185V218H183V219ZM235 218H237V217H235ZM238 218V219H239ZM256 218V217H255ZM15 219H17V218H15ZM14 219V220H15ZM36 220H37V218H35ZM34 219V220H35ZM109 219H110V217H109ZM117 219V218H116ZM202 219V221H203V218H201ZM238 219H236V220H238ZM257 219V218H256ZM264 219V218H263ZM9 220V219H8ZM32 220H33V218H32ZM52 220V219H51ZM68 220V219H67ZM73 220V219H72ZM121 220V219H120ZM126 220V219H125ZM138 220V219H137ZM141 220V219H140ZM150 220V219H149ZM153 220V219H152ZM196 220V219H195ZM228 220V219H227ZM227 220H226V222H227ZM243 220V219H242ZM258 220H259V218H258ZM261 220V219H260ZM4 221V222H3ZM16 221V220H15ZM71 221V220H70ZM74 221V220H73ZM122 221V220H121ZM164 221V220H163ZM170 221H172V220H170ZM177 221V220H176ZM186 221H188V220H186ZM196 221H198V219L196 220ZM195 221V222H196ZM201 221V222H202ZM220 221H221V219H220ZM231 221H232V218H231ZM240 221V220H239ZM245 221H247V219L245 220ZM250 221H251V219H250ZM263 221V220H262ZM12 222V221H11ZM34 222V221H33ZM52 222H54V221H52ZM76 222V221H75ZM123 222V221H122ZM125 222V221H124ZM139 222V221H138ZM175 222V221H174ZM193 222V221H192ZM201 222H199L200 224H202ZM241 222V221H240ZM248 222V221H247ZM259 222V221H258ZM18 223V222H17ZM25 223V222H24ZM23 223V225H22V235H23V237H24V239H25V241L26 242H24L23 240L24 239H22L21 241H20V237H19V239L17 240V241H14L15 239H16V237L18 238V236H16L15 238H11V237H8L9 238V244H10V246H12V248L10 249V247H9V249H10V254H8L7 255V248L6 249H4L3 248V245L6 243L5 242V240L1 237V230H0V264H20V262L21 261H23L21 264H34V262H39V264H50V262L52 261V259L50 258V256L52 257V255H50V253H49V250H50V248L48 247V245H47V243H48V239H47V237H48V234H49V232L51 231V228L49 227V226H47V224H46V221H44V224L43 225H36V226H34L33 228L31 227L32 226V222H27L28 224H24ZM55 223V222H54ZM144 223V222H143ZM209 223V222H208ZM210 223H212V222H210ZM229 223V222H228ZM243 223V222H242ZM257 223V222H256ZM262 223V222H261ZM39 224H41V223H39ZM53 224V223H52ZM56 225H58L57 223H55ZM129 224V223H128ZM128 224H127V226H128ZM131 224V223H130ZM168 224V223H167ZM178 224V223H177ZM181 224H183V222L181 223ZM213 224H214V222H213ZM227 224V223H226ZM230 224V223H229ZM254 224H255V222H254ZM34 225V224H33ZM60 225V224H59ZM117 225H118V223H117ZM135 225V224H134ZM159 225V224H158ZM166 225V224H165ZM179 225V224H178ZM195 225V224H194ZM198 225V223H196V226ZM211 225V224H210ZM237 225V224H236ZM244 225V224H243ZM243 225H242V227H243ZM252 225V224H251ZM250 225V226H251ZM15 226H17L16 224H15ZM61 226H62V224H61ZM96 226V225H95ZM102 226H103V224H102ZM109 226V225H108ZM157 226V225H156ZM161 226V224L159 225V227ZM169 226V225H168ZM176 226V225H175ZM203 226V225H202ZM224 226V225H223ZM232 226V225H231ZM246 228H248L246 225H244ZM254 226H256V224L254 225ZM261 226H262V224H261ZM60 227V226H59ZM58 227V228H59ZM106 227V226H105ZM119 227V226H118ZM138 227V226H137ZM158 227V226H157ZM163 227H164V225H163ZM209 227V226H208ZM236 227V226H235ZM252 227V226H251ZM263 227V226H262ZM63 228V227H62ZM61 228V229H62ZM108 228V227H107ZM111 228V227H110ZM113 228V227H112ZM123 228V227H122ZM152 228V227H151ZM161 228H162V226H161ZM166 228H169V227H166ZM175 229L174 227H171V229ZM196 228V227H195ZM240 228V227H239ZM8 229V228H7ZM14 229H15V227H14ZM67 229V228H66ZM65 229V230H66ZM120 229V228H119ZM131 229V228H130ZM133 229V228H132ZM136 229V228H135ZM191 229H193V228H191ZM198 229V228H197ZM217 229V228H216ZM225 229V228H224ZM236 229V228H235ZM245 229V228H244ZM16 230H17V228H16ZM43 231V234H41L42 232H40V231ZM53 230H55L54 228H53ZM75 230V229H74ZM113 230H115V229H113ZM117 230V229H116ZM116 230L115 231H112V232H115V233H117L116 232ZM137 230V229H136ZM169 230V229H168ZM194 230V229H193ZM192 230V231H193ZM199 230H200V227H199ZM222 230V229H221ZM227 230V229H226ZM237 230V229H236ZM61 231V230H60ZM93 231V230H92ZM134 231V230H133ZM144 231V230H143ZM153 231V230H152ZM157 231V230H156ZM165 231V230H164ZM163 231V232H164ZM196 231V230H195ZM239 231V230H238ZM238 231H235V232H238ZM244 231V230H243ZM260 232H263V231H261V230H259ZM4 232V231H3ZM6 232V231H5ZM4 232V233H5ZM12 232V231H11ZM18 232V231H17ZM25 232V233H24ZM40 232V233H39ZM65 232V231H64ZM91 232V231H90ZM106 232H109V231H106ZM130 232V231H129ZM170 232V231H169ZM167 233V234H170V233ZM196 232H198V231H196ZM199 232H201V231H199ZM256 232V231H255ZM258 232V231H257ZM260 232H258V233H260ZM13 233V232H12ZM66 233V232H65ZM64 233V234H65ZM69 233V232H68ZM71 233V232H70ZM80 233V232H79ZM119 233V232H118ZM123 233V232H122ZM153 233V232H152ZM157 233V232H156ZM162 233V232H161ZM177 233V232H176ZM203 233V232H202ZM222 233V232H221ZM97 234H99V233H97ZM102 234V233H101ZM108 234V233H107ZM155 234V233H154ZM198 234V233H197ZM196 234V235H197ZM208 234V233H207ZM211 234V233H210ZM231 234V233H230ZM242 234V233H241ZM250 234H253V233H251V229H250ZM250 234H248V235H250ZM6 235H8V234H6ZM66 235H68L67 233H66ZM65 235V236H66ZM82 235V234H81ZM100 235V234H99ZM118 235H120V234H118ZM148 235V234H147ZM146 235V236H147ZM159 235V234H158ZM163 235V234H162ZM172 235H173V233H172ZM195 235V236H196ZM199 235V234H198ZM240 235V234H239ZM263 235V234H262ZM261 235V236H262ZM4 236H5V234H4ZM53 236V235H52ZM57 236V235H56ZM58 236H60V232H59V235ZM71 236V235H70ZM109 236V235H108ZM122 236V235H121ZM132 236V235H131ZM130 236V237H131ZM145 236V237H146ZM160 236V235H159ZM220 236V235H219ZM234 236V235H233ZM253 236V235H252ZM256 236V235H255ZM5 237H7V236H5ZM67 237H69V236H67ZM81 237V236H80ZM96 237H98V236H96ZM110 237V236H109ZM150 237V236H149ZM148 237V238H149ZM171 237V236H170ZM178 237V236H177ZM180 237V236H179ZM199 237V236H198ZM212 237V236H211ZM225 237V236H224ZM263 237V236H262ZM73 238V237H72ZM114 238V237H113ZM155 238V237H154ZM158 238V237H157ZM161 238H162V236H161ZM188 238V237H187ZM202 238H203V236H202ZM217 238H218V234H217ZM241 238H243V237H241ZM245 238V237H244ZM253 238H254V236H253ZM264 238V237H263ZM58 239V238H57ZM56 239V240H57ZM63 239V238H62ZM68 238H66V240H67ZM70 239H71V237H70ZM76 238H74V240H75ZM119 239V238H118ZM132 239V238H131ZM147 239V238H146ZM151 239V238H150ZM179 239V238H178ZM177 239V240H178ZM182 239V238H181ZM183 239H184V237H183ZM182 239V240H183ZM207 239V238H206ZM238 239V238H237ZM250 239V238H249ZM255 239V238H254ZM257 239H259V238H256L255 240H257ZM262 239V238H261ZM55 240V239H54ZM72 240L73 239H71V242H72ZM73 240V241H74ZM103 240V239H102ZM110 240V239H109ZM133 240V239H132ZM142 240V239H141ZM168 240V239H167ZM176 240V239H175ZM240 240V239H239ZM246 240V239H245ZM247 240H248V238H247ZM254 240V241H255ZM120 241V240H119ZM148 241H150L149 239H148ZM204 241V240H203ZM202 241V242H203ZM207 241V240H206ZM251 241V240H250ZM253 241V240H252ZM251 241V242H252ZM259 241V240H258ZM261 241V240H260ZM259 241V244L260 243H262V242H264V240L263 241H261L260 242ZM75 242V241H74ZM81 242V241H80ZM106 242V241H105ZM104 242V243H105ZM111 242V241H110ZM127 242V241H126ZM153 242H155L156 243V241H153ZM181 242V241H180ZM190 242H191V238H190ZM220 242V241H219ZM238 242V241H237ZM250 242V243H251ZM34 243H36V244H39L38 246L37 245H33ZM59 243V242H58ZM77 243V242H76ZM121 243H122V241H121ZM128 243V242H127ZM143 243V242H142ZM171 243V242H170ZM174 243V242H173ZM184 243V242H183ZM188 243V242H187ZM195 243V242H194ZM254 243V242H253ZM56 244V243H55ZM66 244H67V242H66ZM70 244V243H69ZM78 244H80V243H78ZM114 244V243H113ZM132 244V243H131ZM137 244V243H136ZM135 244V245H136ZM158 244V243H157ZM157 244H156V246H157ZM246 244V243H245ZM263 244V243H262ZM71 245V244H70ZM72 245H74L73 243H72ZM76 245V244H75ZM84 245V244H83ZM133 245V244H132ZM142 245V244H141ZM151 245V244H150ZM159 245V244H158ZM182 245V244H181ZM184 245V244H183ZM189 245H191V244H189ZM223 245V244H222ZM221 245V246H222ZM231 245V244H230ZM258 245V244H257ZM21 246H23V247H21ZM62 246H63V244H62ZM79 246V245H78ZM86 246V245H85ZM114 246H116V245H114ZM125 246V245H124ZM172 246V245H171ZM176 246V245H175ZM186 246H187V244H186ZM223 246H226V245H223ZM244 246V245H243ZM246 246V245H245ZM250 246V245H249ZM259 246V245H258ZM5 247V246H4ZM56 247V245L54 246V248ZM119 248H120V246H118ZM123 247V246H122ZM128 247V246H127ZM131 246H129V248H130ZM151 247V246H150ZM163 247V246H162ZM170 247V245L168 246V248ZM174 247V246H173ZM181 247V246H180ZM190 247H193L192 245L190 246ZM202 247V246H201ZM227 247V246H226ZM240 247V246H239ZM251 247H253V246H251ZM257 247V246H256ZM264 247V246H263ZM263 247H262V251H263ZM67 248V247H66ZM78 248V247H77ZM114 248V247H113ZM141 248V247H140ZM145 248V247H144ZM152 248V247H151ZM161 248V247H160ZM187 248H189V247H187ZM186 248V249H187ZM195 248V247H194ZM208 248V247H207ZM216 248V247H215ZM225 248V247H224ZM230 248V247H229ZM246 248V247H245ZM254 248V247H253ZM53 249V248H52ZM57 249H60V248H58V246H57ZM56 249V250H57ZM84 249H86V247L84 248ZM105 249V248H104ZM152 249H154V248H152ZM173 250H174V248H172ZM198 249V248H197ZM219 249V248H218ZM248 249V248H247ZM61 250V249H60ZM94 250V249H93ZM155 250V249H154ZM160 250V249H159ZM196 250V249H195ZM200 250V249H199ZM202 250V249H201ZM225 250V249H224ZM253 250V249H252ZM78 251V250H77ZM88 251V250H87ZM107 251H110L111 252V250H107ZM122 251V250H121ZM120 251V252H121ZM129 251V250H128ZM136 251V250H135ZM134 251V252H135ZM175 251V250H174ZM179 251H180V249H179ZM183 251V250H182ZM189 251H190V249H189ZM192 251V250H191ZM197 251V250H196ZM203 251V250H202ZM206 251V250H205ZM207 251H209V250H207ZM219 251H221V250H219ZM238 251V250H237ZM259 251V250H258ZM257 251V252H258ZM58 252V251H57ZM61 252V251H60ZM106 252V251H105ZM109 252V253H110ZM126 252V251H125ZM132 252V251H131ZM133 252V253H134ZM139 252H140V250H139ZM145 252V251H144ZM147 252V251H146ZM163 252V251H162ZM161 252V253H162ZM172 252V251H171ZM193 252V251H192ZM191 252V253H192ZM197 252H199V251H197ZM222 252V251H221ZM245 252H246V250H245ZM85 253V252H84ZM112 253V252H111ZM127 253V252H126ZM148 253V252H147ZM150 253V252H149ZM213 253V252H212ZM239 253V252H238ZM262 253H264V251L262 252ZM63 254V253H62ZM74 254V253H73ZM90 254V253H89ZM139 254V253H138ZM142 254V253H141ZM140 254V255H141ZM170 254V253H169ZM173 254V253H172ZM189 254V253H188ZM194 254H196V252L194 253ZM200 254V253H199ZM203 254V253H202ZM205 254H207V252H205ZM211 254V253H210ZM210 254H208L209 256H210ZM223 255H224V253H222ZM226 254V253H225ZM234 254H235V252H234ZM259 254V253H258ZM55 255H57V254H55ZM111 255V254H110ZM173 255H175V254H173ZM181 255H182V253H181ZM232 255H233V253H232ZM242 255V254H241ZM248 255V254H247ZM246 255V256H247ZM250 255V254H249ZM248 255V256H249ZM34 256H36V257H34ZM81 256V255H80ZM84 256H86V255H84ZM177 256V255H176ZM184 256V255H183ZM182 256V257H183ZM190 256H192L191 254H190ZM195 256V255H194ZM200 256V255H199ZM198 256V257H199ZM203 256H205V255H203ZM212 256V255H211ZM210 256V257H211ZM213 256H215V255H213ZM244 256V255H243ZM252 256V255H251ZM60 258H62L61 256H59ZM73 257H75V256H73ZM82 257V256H81ZM101 257V256H100ZM99 257V258H100ZM155 257V256H154ZM157 257V256H156ZM155 257V258H156ZM161 257H162V255H161ZM160 257V258H161ZM178 257V256H177ZM208 257V256H207ZM232 257V256H231ZM235 257H237V256H234V258ZM250 257V256H249ZM257 257V256H256ZM24 258V259H23ZM57 258V256L55 257V259ZM97 258V257H96ZM159 258V257H158ZM174 258V257H173ZM189 258V257H188ZM196 258V257H195ZM200 258V257H199ZM213 258V257H212ZM216 258V257H215ZM218 258V257H217ZM244 258V257H243ZM51 259V260H50ZM54 259V258H53ZM82 259V258H81ZM124 259V258H123ZM122 259V260H123ZM137 259V258H136ZM164 259V258H163ZM183 259H185V257H183ZM205 259V258H204ZM252 259V258H251ZM57 260V259H56ZM55 260V261H56ZM67 260V259H66ZM65 260V261H66ZM79 260V259H78ZM116 260V259H115ZM114 260V261H115ZM162 260V259H161ZM169 260V259H168ZM171 260V259H170ZM196 260V259H195ZM203 260V259H202ZM202 260H200V262L202 261ZM206 260H207V258H206ZM219 260V259H218ZM235 260V259H234ZM233 260V261H234ZM239 260V259H238ZM263 260V259H262ZM67 261H69V260H67ZM83 261V260H82ZM124 261H125V259H124ZM149 261V260H148ZM147 261V262H148ZM156 261H157V259H156ZM166 261V260H165ZM191 261V260H190ZM197 261V260H196ZM216 262H217V259L215 260ZM249 261V260H248ZM79 262H80V260H79ZM93 262V261H92ZM99 262H101V261H99ZM170 262V261H169ZM178 262V261H177ZM203 262V261H202ZM210 262V261H209ZM219 262H220V260H219ZM58 263V262H57ZM63 263V262H62ZM61 263V264H62ZM90 263H91V260H90ZM137 263V262H136ZM146 263V262H145ZM159 263H160V260H159ZM158 263V264H159ZM164 262H162V263H160V264H163ZM180 263V262H179ZM178 263V264H179ZM188 263V262H187ZM199 263V262H198ZM237 263V262H236ZM257 262H255V264H256ZM67 264V263H66ZM80 264V263H79ZM100 264V263H99ZM101 264H102V262H101ZM103 264H104V262H103ZM128 264V263H127ZM174 264V263H173ZM181 264V263H180ZM192 264V263H191ZM214 264V263H213ZM220 264V263H219ZM222 264V263H221Z\"/></svg>",
	"mask_w": 264,
	"mask_h": 264
}]
</instances>
